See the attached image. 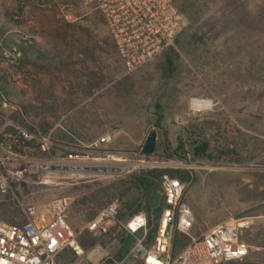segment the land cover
I'll use <instances>...</instances> for the list:
<instances>
[{"label": "rangeland", "instance_id": "374dc122", "mask_svg": "<svg viewBox=\"0 0 264 264\" xmlns=\"http://www.w3.org/2000/svg\"><path fill=\"white\" fill-rule=\"evenodd\" d=\"M185 37L183 50L177 41ZM0 39V74L8 75L11 101L42 108L55 127L56 145L48 154L33 150L9 161L0 153V172L11 177L10 193L0 195L1 221L23 223L22 207L42 211L53 200L69 197L67 219L80 232L86 260L118 259L126 251L117 237L120 230L101 236L84 227L112 203L119 204L123 223L131 219L124 204L135 195L125 194L122 183L153 170L179 171L191 178L184 184L185 202L195 216V235L237 215L249 220L250 230L255 220L262 222L256 240L264 247V0H205L199 22L181 24L174 48L132 74H127L103 17L85 0H0ZM13 49L33 58L46 54L60 73L25 85ZM199 99L211 101L213 108L193 110L192 101ZM9 123L22 125L12 109L0 110V131H7ZM152 132L157 134L155 153L144 157ZM187 132L194 138L202 134L220 149L234 143L238 159L170 158ZM104 135H113L112 143L94 148ZM74 152L91 160L81 168L124 174L56 168L68 167L67 157ZM93 193L99 196L90 209L77 206ZM154 205L164 208L161 194ZM157 227V221L151 222L149 234ZM73 262L67 256L59 264Z\"/></svg>", "mask_w": 264, "mask_h": 264}, {"label": "built area", "instance_id": "2783aa9c", "mask_svg": "<svg viewBox=\"0 0 264 264\" xmlns=\"http://www.w3.org/2000/svg\"><path fill=\"white\" fill-rule=\"evenodd\" d=\"M100 13L110 37L124 64L127 74L173 49L180 30V16L174 0H85ZM4 41L0 39V52ZM13 61L22 53L13 49ZM7 57V55H6ZM0 110H11L7 100L0 96ZM15 132L0 131V153L6 160L23 154L30 144L37 145L40 154H48L55 146L52 134L37 135L12 123ZM113 135H104L93 145L99 148L112 143ZM88 160V161H87ZM89 157L72 153L67 157L68 167H56L71 172L81 168ZM51 169L52 166L46 167ZM55 169V168H54ZM11 177L0 172V195L11 191ZM160 194L164 208L156 235L149 238V219L140 214L123 223L118 203L103 208L83 231L101 236L122 230L133 239V245L123 259H102L98 264H229L249 257V247L242 241L251 228L248 219L229 215L207 233H194L195 216L185 202V186L176 178L164 175L160 180ZM71 207L69 197H59L44 210L35 206L22 207L24 222L7 224L0 220V264H59L70 257L72 264H90L79 240L80 232L73 229L67 219ZM142 233V237L138 234ZM183 237L178 250H174L176 236ZM187 238V240L185 239Z\"/></svg>", "mask_w": 264, "mask_h": 264}, {"label": "trees", "instance_id": "16d2710c", "mask_svg": "<svg viewBox=\"0 0 264 264\" xmlns=\"http://www.w3.org/2000/svg\"><path fill=\"white\" fill-rule=\"evenodd\" d=\"M175 6L178 10L180 16V26L181 24H186L188 27L195 26L201 19L205 0H174ZM23 11L21 10V13ZM187 31V29L185 30ZM180 39V38H179ZM177 44L184 50L186 47V37L183 40H178ZM185 46V47H184ZM22 57L15 63V68L18 73L22 76L21 80L25 85H29L30 81L38 76H46L51 78L60 73L59 69L53 65L52 59H50L46 54H38L37 57L33 58L28 55L27 52L21 50ZM2 52H0L1 54ZM171 69L174 68L175 63L172 60L168 61ZM7 73L0 74V96L4 97L9 107L12 109V114H16L22 121V125H16L22 129L28 130L37 135L47 136L52 131L54 125L50 123L48 117L46 116L44 110L40 107H36L32 104L24 105L18 104L11 101L12 89L11 85L7 82ZM1 108V105H0ZM29 120L38 121L37 125H32ZM15 132L14 128L8 127L5 133ZM186 139H180L177 148L173 151L170 158L180 159L185 161H223L232 162L239 157V152L237 146L234 143L229 144L224 148L214 147L213 143L202 139L201 134L198 138H194L193 133L187 132ZM30 151L36 150L37 145L35 143L30 144L27 149ZM27 152V151H26ZM23 153L24 155L28 154ZM164 175H169L172 178L179 179L183 184L190 182L191 178L188 173L181 174L179 171H158L153 170L138 177H134L127 183H122L121 188L126 192L133 191L134 198L128 203L124 204L126 210L132 212L131 218L146 214L150 223L153 221L160 220L162 208L154 205V201L160 194V180ZM124 193L122 196L125 195ZM99 193H93L90 196H86L77 202V206L81 208L90 209L92 203L97 201ZM156 230L151 231L148 240L152 242L156 235ZM117 237L120 242L125 245L126 251L122 257L118 259H123L129 253L132 245L133 239L126 235L124 231H120ZM187 240V238H185ZM183 237L176 236L174 240V250H178Z\"/></svg>", "mask_w": 264, "mask_h": 264}, {"label": "crops", "instance_id": "0c3cea01", "mask_svg": "<svg viewBox=\"0 0 264 264\" xmlns=\"http://www.w3.org/2000/svg\"><path fill=\"white\" fill-rule=\"evenodd\" d=\"M54 130L55 127H53L52 131L50 132L52 135L54 133ZM254 223L255 225L252 227V229L246 233V241L244 242L249 247V257L242 262L229 264H264V247L259 246L256 240L257 232L258 229L262 226V222L255 220Z\"/></svg>", "mask_w": 264, "mask_h": 264}, {"label": "water", "instance_id": "95a60500", "mask_svg": "<svg viewBox=\"0 0 264 264\" xmlns=\"http://www.w3.org/2000/svg\"><path fill=\"white\" fill-rule=\"evenodd\" d=\"M156 142H157V134L156 132H152L150 137L146 140L143 150H142V155L144 157H149L152 156L155 153V149H156ZM86 171L90 170L92 172H96V173H100V174H113L115 172H123L120 169H104V168H86L84 169ZM124 174V172L122 173Z\"/></svg>", "mask_w": 264, "mask_h": 264}, {"label": "bare ground", "instance_id": "6f19581e", "mask_svg": "<svg viewBox=\"0 0 264 264\" xmlns=\"http://www.w3.org/2000/svg\"><path fill=\"white\" fill-rule=\"evenodd\" d=\"M192 109L193 110H198V111H201V110H211L213 108V103L209 100H193L192 101ZM131 167L133 168H137L139 167V165H131ZM79 171H74L72 173H77ZM72 177H76L78 178L79 176L77 174H71Z\"/></svg>", "mask_w": 264, "mask_h": 264}]
</instances>
